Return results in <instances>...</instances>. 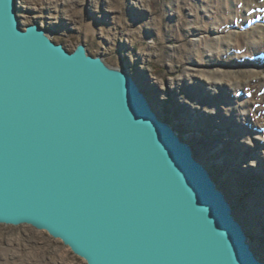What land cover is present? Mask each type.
I'll use <instances>...</instances> for the list:
<instances>
[{
	"label": "water",
	"instance_id": "95a60500",
	"mask_svg": "<svg viewBox=\"0 0 264 264\" xmlns=\"http://www.w3.org/2000/svg\"><path fill=\"white\" fill-rule=\"evenodd\" d=\"M0 223L86 264H264L195 147L126 67L0 0Z\"/></svg>",
	"mask_w": 264,
	"mask_h": 264
},
{
	"label": "rangeland",
	"instance_id": "374dc122",
	"mask_svg": "<svg viewBox=\"0 0 264 264\" xmlns=\"http://www.w3.org/2000/svg\"><path fill=\"white\" fill-rule=\"evenodd\" d=\"M17 12L23 26L40 23L69 50L83 41L133 73L264 260V0H17ZM0 264L86 260L45 230L0 223Z\"/></svg>",
	"mask_w": 264,
	"mask_h": 264
},
{
	"label": "bare ground",
	"instance_id": "6f19581e",
	"mask_svg": "<svg viewBox=\"0 0 264 264\" xmlns=\"http://www.w3.org/2000/svg\"><path fill=\"white\" fill-rule=\"evenodd\" d=\"M128 69V68H127ZM185 138V137H184ZM190 142V141H189ZM194 142V141H193ZM215 178V177H214ZM250 239V238H249Z\"/></svg>",
	"mask_w": 264,
	"mask_h": 264
}]
</instances>
